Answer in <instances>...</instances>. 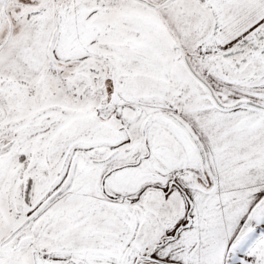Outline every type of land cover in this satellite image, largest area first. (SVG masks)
<instances>
[{
	"label": "snow or ice",
	"instance_id": "6c2138e0",
	"mask_svg": "<svg viewBox=\"0 0 264 264\" xmlns=\"http://www.w3.org/2000/svg\"><path fill=\"white\" fill-rule=\"evenodd\" d=\"M0 264H264V0H0Z\"/></svg>",
	"mask_w": 264,
	"mask_h": 264
}]
</instances>
